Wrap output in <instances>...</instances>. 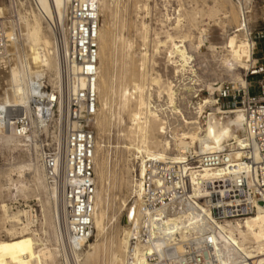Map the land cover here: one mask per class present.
<instances>
[{
	"label": "built area",
	"instance_id": "obj_1",
	"mask_svg": "<svg viewBox=\"0 0 264 264\" xmlns=\"http://www.w3.org/2000/svg\"><path fill=\"white\" fill-rule=\"evenodd\" d=\"M235 1L241 8L239 32L252 45V63L243 82L220 88L215 107L224 112L240 109L242 159L234 157V141L221 150L192 151L182 157L173 156L178 154L173 146L165 160L146 159L144 174L134 171L132 179L142 189V216L132 227L126 264H136L138 252L148 246H153L154 252L144 264H221L219 252L229 237L220 226L242 222L259 208L264 210V27L251 19L255 0ZM8 4L6 14L0 17V60L8 56L12 43L9 30L13 28L16 36L23 10L20 0H8ZM100 28V0H75L70 5L63 31L55 38L66 78L64 92L42 79L38 90L32 91L29 109L14 110L11 122L12 135L40 156L48 184L60 194L73 246L94 236ZM69 68L76 73L70 74ZM153 105L156 110L158 104ZM187 110L188 115L197 117L193 105ZM0 118L5 128L9 123L5 110H0ZM177 127L164 122L163 138L174 143ZM9 204L11 213H21L20 221L13 224L16 232L33 234L45 245L41 209L19 202ZM178 213L188 215L197 226L179 243L161 244L163 219ZM8 239L11 236L2 228L0 240ZM228 264H255V260L244 258Z\"/></svg>",
	"mask_w": 264,
	"mask_h": 264
},
{
	"label": "bare ground",
	"instance_id": "obj_2",
	"mask_svg": "<svg viewBox=\"0 0 264 264\" xmlns=\"http://www.w3.org/2000/svg\"><path fill=\"white\" fill-rule=\"evenodd\" d=\"M74 1L37 0L38 11L31 10V13L28 15H24L23 13L24 16L20 17V22L17 24L18 33L16 36L13 34V28L9 30V33H11L9 37L12 43L8 48V56L0 60V110H5L9 116V123L5 128L2 127L0 118V141H3L9 147L11 152H14L16 149H25L29 156V161L21 162L16 167L8 169L7 172L0 173V179L6 177L8 182L7 187H5L0 181V201L2 203L0 222L3 229L11 236V239L0 240V264H49L55 260V250H57V247L55 249L47 244H39L33 234L24 231L21 233L16 232V226L13 224L20 221L21 213L13 214L10 212V204H6L3 200L4 191L8 193L9 197L11 195H20L25 198L32 196L36 197L35 199L38 198L45 220H47L46 217L49 211L55 212L53 217H50L49 222L51 227L56 230L55 243L61 246L62 250L70 249L76 255L86 254V263L91 262L99 251L98 245L92 244L90 241L74 246L70 243L66 226L67 213L62 205L58 191L54 188H47L45 184L46 179L44 180V178H46V175L40 156L30 152L26 142L17 139L11 133L13 111H27L29 109L32 91L38 90L42 79H48L54 89L61 93L64 92V82H62L63 78L59 62V49L52 35L53 31L55 34L53 36L55 37L56 35L58 36L59 32L61 34L63 31L65 16ZM137 1L138 5H141L140 10L149 13V0L147 2ZM218 1L214 0V6L210 9L209 16H218L220 12ZM100 5L102 12L109 5L108 0H100ZM6 11L7 8L0 5V17L4 16ZM224 11L222 16L229 20L232 17L230 16V12ZM196 16L198 17V14ZM183 17L184 15L180 12L176 21L178 27L184 21ZM167 21H171L169 16H167ZM45 24L48 25V28L45 27ZM53 26L55 30L51 29ZM241 26L240 23L238 28H236L238 30L235 31L233 36L229 37L222 58H224L225 64L229 67L243 66L245 72L249 70L250 63H252V45L245 36L241 38L243 36L239 32L242 30ZM138 32L142 43L141 47L146 50L139 52L138 56L135 55L137 57L136 61L133 59L135 56L128 57L130 60L126 64L125 72L121 76V85L119 90L115 91L113 84H106L103 80L102 61L106 53L103 43L106 32L100 28L99 112L96 119V127L100 131L104 130L106 123L104 124L103 120L99 119L100 114H102L101 111L109 109L111 99L117 96L120 114L127 115L130 122V126H127L125 130V138L129 142L125 149L129 153H132L137 160H140V170L138 172L142 175L144 174L146 159L158 158L165 160L168 152L173 149V146L178 149V154H174L173 156L182 157L183 154L192 151L203 153L221 150L227 144L234 141L233 147L236 148L234 157L240 161L242 159L240 132H242L243 126V116L240 109L236 108L224 112L219 107H215V98L211 97L209 100L197 101L194 104L197 110V117L186 116L176 104L177 95L172 85H165L162 78L151 75V70L148 66L150 58L147 51L150 35L149 26L141 22ZM166 33L169 38L168 45H170L167 52L169 63L173 66L176 63L174 60L180 58L185 65L183 68L192 67V56L186 47L187 37L176 38L169 31ZM178 39L182 40L177 42ZM128 45L133 50L132 42H129ZM201 47L202 43L196 48L200 49ZM135 64L139 69L138 73L134 71ZM74 72L76 73L75 69L69 68L70 74ZM236 81L243 82L244 76L241 75V80ZM155 85H158L160 90L163 89L167 93L168 108L164 112L159 104L156 110L153 109L154 99L152 92ZM80 86L84 87V82H81ZM63 104L62 101L61 109ZM208 108H210L209 112L206 111ZM171 117L178 122L182 119L183 125H185L183 133H178L177 131L174 134V143L168 141V139H160L161 135L164 134V122L167 120L170 122ZM100 148V144L97 142L95 161L97 173L98 167H100L98 160ZM26 169L29 170V175L28 173L24 174V170ZM100 172L104 173L101 170ZM130 185H132L131 201L123 200L118 209H116L114 198H103L102 189L97 186L94 215L93 235L96 238V243L98 242L97 240L106 234L107 227L118 224L120 218L124 215L126 217L131 216L123 230L124 238L120 246L121 251L125 254V259L130 245L129 239L132 227L140 221L142 216V189L140 185L135 186L133 181H130ZM13 192L16 193L13 195ZM15 202L20 203V200ZM26 205L33 208L30 202H26ZM114 210L115 213L111 216V211ZM196 226L197 223L193 222L186 214L178 213L172 217H165L163 219L162 232L159 236L160 242L161 244H177L186 238L188 233ZM45 229L44 234H46ZM220 229L229 237V241L224 243L223 249L219 252L221 264L239 262L244 258L255 260V264H264V210L262 208H259L254 216L248 217L236 224L229 222L227 225L220 226ZM85 248H88L89 251L86 252ZM153 252V246L140 250L136 257V264H144L146 258ZM114 261L116 264H126L121 255H115Z\"/></svg>",
	"mask_w": 264,
	"mask_h": 264
},
{
	"label": "rangeland",
	"instance_id": "obj_3",
	"mask_svg": "<svg viewBox=\"0 0 264 264\" xmlns=\"http://www.w3.org/2000/svg\"><path fill=\"white\" fill-rule=\"evenodd\" d=\"M141 1L147 2V0ZM255 1L256 4L252 9L251 19L260 27H264V0ZM20 2L23 8L22 16L28 15L31 10L38 11L37 0H20ZM218 2L220 12L218 16L213 17L209 16V12L214 6V0H149V13L140 10L141 5H138L137 0H108L109 5L101 12V28L106 32L103 43L106 53L102 61L104 83L113 84L115 91H118L121 85V76L130 60L128 57L138 56L139 52L146 50L141 47L142 43L138 32L140 23L144 22L149 26L150 33L147 51L149 52L150 62L148 66L151 70V75L162 78L165 85H172L177 95V106L186 116L191 117L188 115V105L195 107L194 104L197 101L209 100L211 97L216 99L222 86L241 80V75H244L245 68L243 66L229 67L225 64L224 58H222L229 37L234 35L236 28L240 25L241 8L235 0H219ZM0 5L8 9V0H0ZM223 11L230 12L232 17L229 20L225 19L222 16ZM180 12L184 15V21L178 27L176 21ZM196 14H198V17ZM167 16L171 18V21H167ZM45 27L48 28V25L45 24ZM51 29L55 30V27L53 26ZM167 31L176 38L187 37L186 47L192 56V67L183 68L185 65L180 58L174 60L176 63L173 66L169 63L167 52L170 45H168ZM53 35H55L54 31ZM53 35L52 38L55 39L56 37ZM242 35L241 38L244 37V34ZM180 40L182 39H178L177 42ZM129 42H132L133 50L130 49ZM201 43L202 47L197 49L196 47ZM136 56L133 58L135 61L137 60ZM59 62L63 78L62 82H65L64 68L60 58ZM134 66V71L138 73L137 65L135 64ZM47 81L52 86L48 79ZM153 89L154 102L159 104L164 112L168 108L167 93L163 89L160 90L158 85H155ZM197 96H199V99L195 100ZM110 103L109 109H103L99 118L103 120L104 124L106 123L107 127L104 125V130L100 131L95 125L97 142L101 147L98 152L100 167H98V173L96 172V180L98 187L102 189V197L114 198L116 209H118L123 200L131 201L132 185H130V181L132 182L134 170L137 172L140 170V160H137L132 153L125 149L129 143L125 138V130L127 126H130V122L127 115L120 114L117 96H114ZM121 115L122 117H120ZM170 122L175 127L181 126L182 128V132L178 127L177 129L175 128V134L177 131L178 133H183L185 125H183L182 119L178 122L171 117ZM160 139L165 140L163 136ZM176 150L178 151L177 148ZM32 157L36 160L34 156ZM27 161H29V156L25 149H16L11 152L9 147L3 141H0V173H5L8 169ZM100 170L104 173H101ZM27 173L28 175L30 174L29 170H24V174ZM28 175L26 176L28 177ZM3 178L0 181L2 185L7 187L6 177ZM45 184L47 188H52L46 180ZM15 193L13 192V195ZM3 194V200L6 204L17 200H20L23 205L26 202H30V205L34 208L41 209L43 214L38 198L35 199L36 197L33 196L25 198L20 195H11L9 197L6 191ZM1 205L0 201V208ZM114 213L115 210L111 211L110 215L113 216ZM54 214L55 212L53 213L52 210L49 211L46 217L47 220H45L43 214L46 228L45 244L55 249L57 247L58 250V252L55 250V260L49 264H116L114 263L115 255H121L126 261L125 254L120 249L124 238L123 230L127 225L125 215L120 218L118 224L107 227L106 234L97 240V243L95 242V236H93L90 243L97 244L99 251L97 256L93 258V260L95 259L94 261L86 263V254L76 255L70 249L62 250L61 246L56 245V230L51 227L49 222L50 217H53ZM2 228L3 226L0 222V230ZM59 248H61L60 251ZM85 249L86 252L89 251L88 248Z\"/></svg>",
	"mask_w": 264,
	"mask_h": 264
},
{
	"label": "water",
	"instance_id": "obj_4",
	"mask_svg": "<svg viewBox=\"0 0 264 264\" xmlns=\"http://www.w3.org/2000/svg\"><path fill=\"white\" fill-rule=\"evenodd\" d=\"M131 216L126 217V222L130 220Z\"/></svg>",
	"mask_w": 264,
	"mask_h": 264
}]
</instances>
